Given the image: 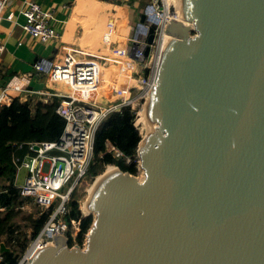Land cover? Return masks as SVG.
<instances>
[{
  "label": "water",
  "instance_id": "1",
  "mask_svg": "<svg viewBox=\"0 0 264 264\" xmlns=\"http://www.w3.org/2000/svg\"><path fill=\"white\" fill-rule=\"evenodd\" d=\"M184 4L195 26L164 30L176 42L149 95L144 178L108 174L86 245L55 235L26 264H264V0Z\"/></svg>",
  "mask_w": 264,
  "mask_h": 264
},
{
  "label": "built area",
  "instance_id": "2",
  "mask_svg": "<svg viewBox=\"0 0 264 264\" xmlns=\"http://www.w3.org/2000/svg\"><path fill=\"white\" fill-rule=\"evenodd\" d=\"M9 1L0 0V18ZM160 4V0H150L144 11L145 21L134 28L133 36L126 44L116 43L118 21L114 17L108 19L102 32L99 55L77 49L75 39L78 34L68 30L61 34L53 24L51 10L44 9L38 2L30 1L22 9L26 17L24 29L42 44L54 42L56 53L49 68L46 61L33 63L37 72L47 74L45 82L35 81L33 77L2 78L5 84L0 86V107L12 103L11 91L18 92L22 101L27 100L28 94L59 97L62 100L56 111L64 117L66 124L59 139L29 142V153L22 160H15L18 170L27 168L24 183L18 186L20 194L32 198L42 211L50 212L18 264H26L33 254L53 241L55 235L68 240L71 224H76L80 231V221L70 222L66 214L75 184L89 172L97 128L111 113L128 106L134 109L141 100L147 101L155 86L161 60L159 46L166 26L175 18ZM7 19L11 20L12 14ZM151 34L155 36L152 44L148 40ZM4 51L5 44L0 43V53ZM23 146L20 144L19 148ZM35 146L38 149H34ZM53 149L63 154H47ZM109 151L117 157L124 156L112 144ZM125 158L131 161L129 157ZM86 239L85 234L82 245L75 243L71 247H84Z\"/></svg>",
  "mask_w": 264,
  "mask_h": 264
},
{
  "label": "trees",
  "instance_id": "3",
  "mask_svg": "<svg viewBox=\"0 0 264 264\" xmlns=\"http://www.w3.org/2000/svg\"><path fill=\"white\" fill-rule=\"evenodd\" d=\"M51 102L32 103L22 101L16 96L13 97L10 105L0 107V181L9 182L5 185L0 183V247L2 253L0 264H18L21 256L11 250V245L19 244L25 251L29 244L27 233L21 232L22 228L17 223V217L22 212L23 205L31 203L32 198L23 197L20 189L15 185L18 173L15 160L17 158L22 160L29 153L27 143L55 141L63 133L66 121L56 111L59 102L56 97L55 102L53 104ZM142 139L143 136L136 125L134 109L128 106L119 112L111 113L96 130L93 163L88 172L90 176L95 178L103 172L107 165H115L124 172L137 175L139 172L138 150ZM20 144L24 146L19 148ZM110 144L116 146L124 156L117 157L109 151ZM125 157L131 158V161L128 162ZM68 209L66 218L70 222L80 221V231L75 243L82 245L85 234L93 224L94 217L91 214L84 216L79 208L78 200L74 197H71ZM36 211L40 213V216L34 219L31 215L29 218L33 227L31 238L37 236L50 215L49 211H42L39 206ZM2 237H6L3 242ZM68 244L69 246L74 244L71 236H69Z\"/></svg>",
  "mask_w": 264,
  "mask_h": 264
},
{
  "label": "crops",
  "instance_id": "4",
  "mask_svg": "<svg viewBox=\"0 0 264 264\" xmlns=\"http://www.w3.org/2000/svg\"><path fill=\"white\" fill-rule=\"evenodd\" d=\"M30 1L38 2L44 9L51 10L53 24L61 34L65 30L77 33L78 38L75 39L77 49L91 55L100 54L102 32L111 17L118 21L116 43H128L135 27H132L133 31L129 30L128 37L118 32L121 11L132 9V12H137L141 18L150 2L149 0H10L0 18V43L5 44V51L0 53V86L5 84L2 79L5 77L8 79L33 77L38 82H44L41 79L46 80L47 74L37 72L33 63L48 60L55 50V43L42 44L24 29L26 17L22 9ZM10 14H12L11 20L7 19ZM58 90L65 92L64 89ZM11 92L20 96L16 91ZM16 180L15 185L20 186ZM1 256L0 247V261Z\"/></svg>",
  "mask_w": 264,
  "mask_h": 264
},
{
  "label": "rangeland",
  "instance_id": "5",
  "mask_svg": "<svg viewBox=\"0 0 264 264\" xmlns=\"http://www.w3.org/2000/svg\"><path fill=\"white\" fill-rule=\"evenodd\" d=\"M123 1V0H121ZM150 1V0H149ZM183 2V1H182ZM160 5L164 8V9H167L168 10V13L170 15H173L175 16V12H177L178 10V6L176 4V2H173V1H167V0H160ZM122 13L120 14L121 15V19H120V22H119V25H118V32L121 34V35H124V36H127L128 37V33H129V30L130 31H133V28L132 27H135V29H137L139 23H140V17L137 15L138 13L136 12H132V9L131 10H122L121 11ZM192 36H194L196 34V31H193L192 33ZM41 81H46L45 79H41ZM11 95L16 97L17 95L14 93V92H11ZM26 99L25 101H29V102H32V103H47V100H50L52 101L51 103L53 104L55 102V97L53 96L52 98L51 97H45V96H41V95H38V94H28L26 95ZM57 101L60 103L61 102V98L59 97H56ZM149 101V100H148ZM145 100H141L140 102H138V105L134 108V110L136 111V125L138 126V128L140 129V132L143 136V140L142 142L140 143L142 148H145V146H147V142L146 139L144 137V129H142V125L138 123V118L140 115H142V112H143V109L145 111L146 109V106H144L145 104ZM146 112V111H145ZM139 157V156H138ZM92 163H93V160H92ZM109 166H114L115 167V170H118L117 166L115 165H107L105 166L103 172L101 174H99L98 176H96L95 178L91 177L90 174L88 173L87 176H85L82 180H80L77 184H75L74 186V189H73V193L71 195V197H74L78 200V203H79V208L80 210L82 211L83 215L84 216H88L89 214L93 215V217H95L96 213L95 211H91L89 213H86L84 211V206L86 205V202L89 200V196H90V188L93 186V184L95 183V181L98 179V177L100 175H103L105 174L106 172V169L109 167ZM138 169H139V172L137 175H134L136 176L138 179H143L144 178V170L141 168L140 166V159L138 160ZM27 175V168L25 167H21L19 170H18V174H17V183L19 185L23 184L24 183V179ZM0 183L2 185H5V182L4 181H0ZM16 187L17 184H16ZM58 203V201L56 202ZM35 202L34 200L32 199L31 203H25L22 207V212L18 215L17 217V223L19 224V226L22 228L21 232H26L27 233V236H28V243L30 242V240L32 239V231H33V227H32V223L31 221L29 220L30 216L33 215V218H38L40 216V213H38L36 211L37 207L38 206H35ZM93 226V224H92ZM78 228H77V225L76 224H71L69 227H68V240H67V247L68 248H71L68 244L69 242V236H71L73 239H74V244H75V240H76V236L78 234ZM89 234V231L86 235ZM23 239V238H22ZM21 239V240H22ZM2 242L6 240V237H2ZM86 242V240H85ZM11 244V243H9ZM11 250H13L16 254H19L21 256V258L23 257L25 251H23L20 247L19 244H15V245H11Z\"/></svg>",
  "mask_w": 264,
  "mask_h": 264
},
{
  "label": "bare ground",
  "instance_id": "6",
  "mask_svg": "<svg viewBox=\"0 0 264 264\" xmlns=\"http://www.w3.org/2000/svg\"><path fill=\"white\" fill-rule=\"evenodd\" d=\"M167 1H169V0H167ZM170 1L176 2L177 6H178V10H177V12H175V17L177 19L181 20V21H184L185 23H189L190 21H188L186 19V15H185V12H184V10H185V8H184V5H185L184 4V0H170ZM190 25L194 27L195 26V23L194 22H190ZM175 42H176V39L174 37L170 36L166 32L164 33V35L162 37V42L160 43V46H159V51L161 53V60H162L161 70H162V67L164 65L165 59H166L168 53L170 52V50L172 49V47L174 46ZM154 92H153V94H154ZM148 100L144 104V106H146V109H145L146 112L143 109L142 115H140L139 118H138V123L141 124L142 125V129H144V132H145L144 137L147 138L145 142H147V143H148V139L150 138V136L152 134H155V133L158 132V127H159L158 121L153 120L150 117V106H151V100L152 99L148 98ZM141 148H142V146H141ZM143 149L144 148H142V150ZM114 171L115 172H118V170H115V167L114 166H109L106 169L105 174L100 175L98 177V179L95 181V183L93 184V186L90 188V191H89L90 196L93 193L94 189L96 188L97 184L104 177H106L108 174H110L111 172H114ZM140 180H142V179H140ZM90 196H89V198H90ZM87 202H86V205L84 206V211L86 213H89V212L93 211L95 208H92L91 207V208L88 209L87 208ZM50 246H52L54 248L57 247V244H56L55 239L53 241H51L50 243H48L45 247L47 248V247H50Z\"/></svg>",
  "mask_w": 264,
  "mask_h": 264
}]
</instances>
